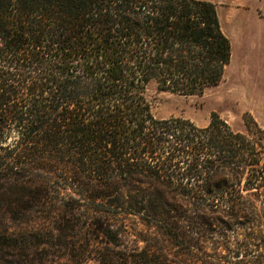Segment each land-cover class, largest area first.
<instances>
[{"label":"trees","instance_id":"obj_1","mask_svg":"<svg viewBox=\"0 0 264 264\" xmlns=\"http://www.w3.org/2000/svg\"><path fill=\"white\" fill-rule=\"evenodd\" d=\"M230 58L209 0H0V264H264V128L148 95Z\"/></svg>","mask_w":264,"mask_h":264},{"label":"rangeland","instance_id":"obj_2","mask_svg":"<svg viewBox=\"0 0 264 264\" xmlns=\"http://www.w3.org/2000/svg\"><path fill=\"white\" fill-rule=\"evenodd\" d=\"M256 6V26L246 27L245 30L232 28L234 34L245 32L246 42L243 37L233 41L230 61L217 85L199 95L158 90L154 83L149 85L148 95L155 117L180 116L204 126L211 112H216L236 131H245L244 118L248 116L264 128V59H254L261 53L264 55V38L260 40L261 33L264 36V0H260ZM245 11L240 13L237 20L243 22ZM228 29L224 27L225 31ZM110 249L117 250L112 245ZM85 264L106 263L92 257Z\"/></svg>","mask_w":264,"mask_h":264},{"label":"crops","instance_id":"obj_3","mask_svg":"<svg viewBox=\"0 0 264 264\" xmlns=\"http://www.w3.org/2000/svg\"><path fill=\"white\" fill-rule=\"evenodd\" d=\"M213 2L216 6L217 15L219 18V22L221 25V29L224 32V34L230 39L231 42V55H232V43L235 39H238V37H243L244 42L245 41V35L243 32H239L234 34L232 32V28L238 27L241 30H245L244 28L249 26H256L257 25V18H256V10H257V3L260 2V0H209ZM246 11H245V10ZM242 11H245V17L243 22L241 20H237V18L240 16V13ZM224 27H228L229 31H225ZM264 36L260 35V40H262ZM254 59H257L258 61L260 59H264V55L261 53L259 56L254 57Z\"/></svg>","mask_w":264,"mask_h":264}]
</instances>
